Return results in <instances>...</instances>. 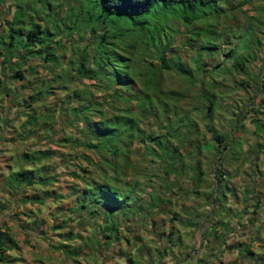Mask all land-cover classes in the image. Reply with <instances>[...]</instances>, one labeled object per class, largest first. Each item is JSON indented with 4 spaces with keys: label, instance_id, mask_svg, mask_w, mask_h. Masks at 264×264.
I'll return each mask as SVG.
<instances>
[{
    "label": "trees",
    "instance_id": "16d2710c",
    "mask_svg": "<svg viewBox=\"0 0 264 264\" xmlns=\"http://www.w3.org/2000/svg\"><path fill=\"white\" fill-rule=\"evenodd\" d=\"M251 2L12 0L0 18V139L38 143L2 183L24 204L21 227L69 261L122 240L116 255L132 264L123 253L141 233L120 215H149L146 234L178 242L177 225L201 218L209 245L197 249L222 251L239 226L237 253L251 258L248 241L264 238V0L242 13ZM13 235L0 228V264L17 261Z\"/></svg>",
    "mask_w": 264,
    "mask_h": 264
},
{
    "label": "rangeland",
    "instance_id": "374dc122",
    "mask_svg": "<svg viewBox=\"0 0 264 264\" xmlns=\"http://www.w3.org/2000/svg\"><path fill=\"white\" fill-rule=\"evenodd\" d=\"M260 4H262V0H252L251 4L250 5H246L242 8V13L245 12L246 14H252L254 13L255 10L252 9L253 6H259ZM37 3H35V7H37ZM38 8V7H37ZM14 9V6L12 5V0H6L4 3H1L0 4V18H3L4 21H6L7 19L10 18L11 16V13ZM54 14V13H53ZM233 27V25H232ZM180 34L178 36H176V40H179L180 39ZM76 39V35L73 34L70 39ZM81 46V44H80ZM65 53L68 55V53L65 51ZM39 69V68H38ZM237 95H239V97H241V99H246L247 96L245 95V92L241 90V88H239L237 91ZM56 93V92H55ZM54 97V96H52ZM55 98H59V93L56 94ZM254 99L255 101L257 102L258 101V98H257V95H254ZM1 125V124H0ZM7 129H9V131L6 130V133L5 135L8 137V138H11L12 134L14 133V128H10L8 127ZM4 133V132H3ZM248 136V135H246ZM251 140V138H249ZM259 140L261 139V136L260 138H258ZM16 149L17 151L20 149L21 151V148L22 145H29V147H37L38 146V143L37 142H32V141H26L25 143H22V142H16ZM49 145L47 143H45V146L46 147ZM14 147V146H13ZM54 147V145L52 146V148ZM56 148V147H54ZM14 148V150H16ZM13 150V149H12ZM68 152V151H67ZM69 152H72V149H69ZM74 153V152H72ZM69 168V167H68ZM245 168L242 167L241 170ZM248 170V169H247ZM252 171V170H251ZM251 171H249L248 173H250ZM239 178L234 180V183L230 184L229 183V186L233 187V189L235 190H238L239 189ZM241 182V181H240ZM242 184L244 183V181L241 182ZM247 187L251 186L253 183L249 180V178L247 179L246 183ZM227 191V190H225ZM232 195H231V194ZM242 194V192H240V195ZM239 196V194H238ZM240 197H238L239 199ZM234 198H233V192L231 191H227L225 193V202H227V205H229L231 203V201H233ZM188 201L186 200H180L179 202H176L175 205H176V210H180L182 207L183 209H185V211H182V212H179V213H182V214H185V212H188V208H184L185 206L184 205H188L186 204ZM239 202H241L239 200ZM65 203V202H63ZM205 209V207L203 208ZM10 213V212H9ZM168 213H166L165 215H167ZM43 219L44 220V223L42 224V227L45 229V225H50L51 223V218L50 217H46L45 215H42ZM120 219L122 220H125L128 221L135 229L139 230V232L141 233L140 234V240H141V243L142 244H139L140 242H133V240H129V246L128 249H126V251L123 253V254H130L129 256L131 257V259L133 260V263L132 264H194L195 263V259L192 258V257H188L186 260L182 261L185 257H187L189 255V251L190 250H194V249H197V246L199 245V242L202 241L203 243H207L206 240H202L200 235H202V233L204 232V223L201 222V218L198 219V222L199 224H197L195 226V228L193 229V231H189L187 227L179 224L177 225L179 230H180V233H179V246H177L178 244V241L176 240V237H177V234L174 233L173 235H168L167 236V230L165 231V235L164 236H159V240H160V243L162 244L163 247H165L166 249V255L165 256H162L161 258L159 256L155 254H150V250H155V249H151L150 246H153L152 244V241L149 239H147L148 237H146V235H150V234H145V233H151L149 232V219H150V216L149 215H145V214H141V213H138V212H134L133 214H127V215H120ZM166 218H164L165 220ZM101 219L99 218L97 220V222H100ZM159 220L156 218L155 219V225L157 224ZM124 222V221H123ZM123 222L121 224H123ZM166 222V225L169 226V222L165 221ZM147 223V224H146ZM12 227H13V236H14V239L16 240L17 244L19 245V248L15 249V250H21V254L23 257L27 258L28 257V253L30 251V249H32L31 247H29L28 244H26L24 241H22L23 237H27V240L30 241L31 243H33L34 245V249L38 250L39 251V255L40 256H49V259H51L52 261L54 262H58V261H62L61 258L59 257H56L55 254H53L51 251V248L49 247V242L47 240V238H44V239H37L35 240V235L33 232L34 231H29V230H26L24 228L21 227L22 224L20 225H17V223L15 224L14 222H12V224H10ZM165 225V229L168 228V226ZM85 227L86 225H84L82 227V233H85L86 230H85ZM156 228V227H155ZM177 228L176 226H174V229ZM46 234L51 236V231L48 229V230H45ZM233 235V234H232ZM34 236V237H33ZM243 236H238V237H232L235 240L230 242L234 245H240L239 243L237 244V242H242V238ZM260 237L258 240H256L255 238L251 237V239L248 241L249 243L247 244L250 248H251V251L254 253V254H258V255H262V253H264V238L263 235H261L260 233ZM226 240V238H225ZM228 241V240H226ZM255 243L257 244H260V245H255ZM209 245V243H207ZM212 244V243H211ZM210 244V245H211ZM227 244H224L223 245V250H225L227 247H226ZM149 248L148 252H146V247ZM237 247V246H236ZM180 248V249H179ZM175 249H179L181 251V255L180 257L177 258V255L174 254V256L171 255V259H170V263H169V260H165V257L168 255V254H172L173 252H176L178 253L177 251H173L172 250H175ZM232 249H235V247H233ZM205 248L204 250H202V253L203 255L205 254ZM226 251H233L231 250L230 248H227ZM215 252V257H220V258H228L230 256H232V254H227L226 253H223L222 251L221 252H218L217 249L214 250ZM188 253V254H187ZM187 254V255H186ZM175 257V258H174ZM93 256L91 255L90 257H88L86 260H88L87 264H92L93 263ZM234 261V260H232ZM231 260H229L226 264H247L245 260H240V259H237L235 262H232ZM98 264H100V262H98ZM105 264H111V262H107ZM117 264H127L126 262H120V263H117ZM225 264V263H223Z\"/></svg>",
    "mask_w": 264,
    "mask_h": 264
},
{
    "label": "crops",
    "instance_id": "0c3cea01",
    "mask_svg": "<svg viewBox=\"0 0 264 264\" xmlns=\"http://www.w3.org/2000/svg\"><path fill=\"white\" fill-rule=\"evenodd\" d=\"M2 132H5V128L1 129V132H0L1 135H2ZM16 145L17 144L15 141H6L3 139H0V228L3 229V227H5V226L9 227L11 229L12 233L14 231L13 227L10 225V224H12V222H14L15 224L17 223V225L22 224V221H21L22 216L18 214V211H20L21 207H23L24 204L20 205L19 203L16 202L15 198L11 199V197L9 195L10 189L5 188L2 183H3V179H4L5 175L7 174V171L13 165V161L15 160V155L20 153V149L17 151L16 147H18V146H16ZM26 146L27 145L24 144L20 148L22 149ZM14 148L16 150H14ZM27 193L32 194L33 191H27ZM16 214H18V216H16ZM42 215H45V212L42 213ZM42 219H43V217H42ZM43 220H45V219H43ZM244 222H245V220H244ZM233 236L234 237L243 236L242 238H244V239H242V242L246 238H248L246 235H242L240 233V227L238 226V227H236V229L233 232L228 233L225 236L226 240H228V241L224 240L223 245L227 244L226 247L228 248V245L232 244L230 242H232V241L235 242L236 239L232 238ZM146 237L150 238L151 240H154L156 242V245H158V246L162 245L160 243V240L157 239L153 234L152 235H146ZM238 243L239 242H237V244ZM255 245L258 246L260 244L255 243ZM234 246H236V245H234ZM123 247H124V243L122 242V240H119V241L113 242L108 247V249L104 252H103V250H98L96 252H93V254H95L96 256L93 258L92 264H98V262H100V264H105L107 262H111V264H117L120 262L121 263L122 262L128 263L119 254L116 255L120 251V249ZM176 247H178V246H176ZM221 247H222V245L220 246V248ZM179 249L172 250V252L177 251L178 253L173 252L172 254H168L165 257V260H169V263H170L171 255L174 256V254H176L177 258L182 256L181 255L182 253ZM216 249H218V248H216ZM226 249L222 250V252L226 253V255L228 253L232 254V256H230L229 258H228V256H227V258H220L221 256L215 257V255H214L215 252H213V253L211 252L210 255L206 256V254L203 255V253L200 249L190 250L188 252L189 255L187 257H185L183 260L181 257L180 258L182 261H184L188 257H192L195 259L194 264H223V263L226 264L229 260H231V261L234 260L232 262H235L237 259L245 260L247 264H261V262H262L261 259L259 258L260 255H258V254H253V255H251V258L248 259V258H246L242 255H239L237 253V247L235 249L231 248V250H233L232 252L226 251ZM145 251L148 252V250H145ZM51 252L53 254H55L56 257L61 258L62 261H58V262L52 261L51 259H49V256H48L49 254L45 257L40 256L39 251L34 249V248L30 249V251L28 253L29 255L27 258L22 256L21 250H12V251H10V254L17 257V261L14 264H41L42 262L44 264H87V262H88V260H85V258L88 257L87 255L86 256H80L75 261H69L60 252H58V251H56V252L51 251ZM150 254H155V252L150 250Z\"/></svg>",
    "mask_w": 264,
    "mask_h": 264
}]
</instances>
